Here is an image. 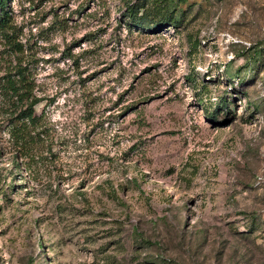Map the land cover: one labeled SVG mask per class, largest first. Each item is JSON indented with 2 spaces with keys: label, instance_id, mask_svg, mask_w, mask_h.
<instances>
[{
  "label": "rangeland",
  "instance_id": "374dc122",
  "mask_svg": "<svg viewBox=\"0 0 264 264\" xmlns=\"http://www.w3.org/2000/svg\"><path fill=\"white\" fill-rule=\"evenodd\" d=\"M7 7L47 129L0 131V264H264V0Z\"/></svg>",
  "mask_w": 264,
  "mask_h": 264
},
{
  "label": "trees",
  "instance_id": "16d2710c",
  "mask_svg": "<svg viewBox=\"0 0 264 264\" xmlns=\"http://www.w3.org/2000/svg\"><path fill=\"white\" fill-rule=\"evenodd\" d=\"M9 0H0V30L9 27L10 14L7 10ZM165 16V23H180V17L175 13ZM17 80L10 79L1 93L9 96L12 104L8 105L1 114H6L7 119L0 121V131H6L10 140L17 149L20 158H32L37 148L40 147L42 137L46 133L45 113L38 110L41 100L33 96V82L27 68L22 65L17 71ZM2 109V107H0Z\"/></svg>",
  "mask_w": 264,
  "mask_h": 264
}]
</instances>
